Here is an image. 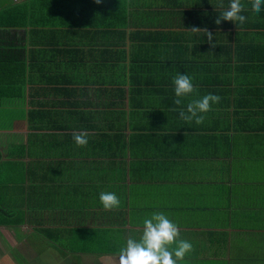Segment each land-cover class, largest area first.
Returning a JSON list of instances; mask_svg holds the SVG:
<instances>
[{
  "label": "crops",
  "instance_id": "obj_1",
  "mask_svg": "<svg viewBox=\"0 0 264 264\" xmlns=\"http://www.w3.org/2000/svg\"><path fill=\"white\" fill-rule=\"evenodd\" d=\"M242 2L217 25L230 0H0L23 18L0 28V264H118L158 212L193 244L178 264H264V4ZM7 44L52 65L41 84L8 83ZM177 74L199 90L179 106Z\"/></svg>",
  "mask_w": 264,
  "mask_h": 264
},
{
  "label": "clouds",
  "instance_id": "obj_2",
  "mask_svg": "<svg viewBox=\"0 0 264 264\" xmlns=\"http://www.w3.org/2000/svg\"><path fill=\"white\" fill-rule=\"evenodd\" d=\"M95 2L100 4L102 0H95ZM249 3L252 11L259 13L264 0H249ZM246 7L242 0H230L228 9L222 12L215 23L219 25L221 21H228L243 25L247 17L241 13ZM189 32H206L208 42L213 39L212 33L207 30L202 31L193 27ZM212 47L214 48L215 44ZM173 84L176 97L174 103L178 106L182 104L185 97L199 91L187 74H177ZM220 100L221 97L211 93L200 99H194L187 104L186 111L184 109L179 111V116L186 122L194 120L197 125L203 124L206 114L212 111V106L219 104ZM73 139L78 148L86 147L89 142L87 132L74 133ZM99 199L105 211L116 210L121 204L120 198L114 192H101ZM179 232L178 225L164 213H153L150 218L143 221V231L139 241L129 238L126 247L120 249L118 264H178L180 261H185V257L194 250L193 244L179 239ZM173 244L176 245L175 248L172 247Z\"/></svg>",
  "mask_w": 264,
  "mask_h": 264
},
{
  "label": "trees",
  "instance_id": "obj_3",
  "mask_svg": "<svg viewBox=\"0 0 264 264\" xmlns=\"http://www.w3.org/2000/svg\"><path fill=\"white\" fill-rule=\"evenodd\" d=\"M38 0H33L35 4H37ZM0 28L3 27L2 25H8L6 26L7 29L10 30H17L19 29V23L23 19L14 9L8 10L5 7L0 8ZM5 19V22L3 23V20ZM29 19L27 16L24 20ZM39 24V23H38ZM40 25V24H39ZM46 29H42L37 34H44ZM48 32V31H46ZM0 58L2 60L3 56L2 53L4 52V46H3V34L4 32H0ZM6 49V65L5 68H7V71H5V76H9L10 81L8 82L11 85L20 86V85H27L30 89L35 87L36 85L41 84L43 75L42 71H44L46 68L50 67L52 69V65L49 63H46L45 60L41 61L38 59L35 64V57L33 56L35 54V51L31 52V56L27 58L26 56H22L21 51L13 46L14 44H7ZM39 55L47 56L50 54L51 49L43 48L36 51ZM41 74V77H40ZM15 75V78L12 76ZM0 76H4L3 71H0ZM45 78V77H44ZM73 85V82H65L64 87H68Z\"/></svg>",
  "mask_w": 264,
  "mask_h": 264
}]
</instances>
